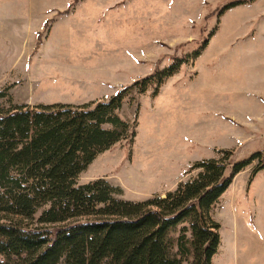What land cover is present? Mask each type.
<instances>
[{
    "label": "rangeland",
    "instance_id": "obj_1",
    "mask_svg": "<svg viewBox=\"0 0 264 264\" xmlns=\"http://www.w3.org/2000/svg\"><path fill=\"white\" fill-rule=\"evenodd\" d=\"M123 1L139 17L93 18L95 6ZM65 2L68 10L54 9ZM77 8L70 20L60 17ZM178 61L179 72L157 89L140 95L134 88ZM115 76L137 80L114 88ZM97 79L109 86H90ZM5 91L6 110L72 104L84 91V102L106 101L126 91L120 116L135 124L136 138L98 156L78 183L104 178L122 189L118 199L132 202L164 197L196 176L194 164L219 159V151H232L234 163L264 153V0H0ZM261 166L254 161L233 177L212 210L221 238L212 264H264Z\"/></svg>",
    "mask_w": 264,
    "mask_h": 264
},
{
    "label": "trees",
    "instance_id": "obj_2",
    "mask_svg": "<svg viewBox=\"0 0 264 264\" xmlns=\"http://www.w3.org/2000/svg\"><path fill=\"white\" fill-rule=\"evenodd\" d=\"M182 64L134 88L157 89ZM3 99L11 101L6 91ZM126 99L0 107V264H212L221 244L212 210L233 177L254 161L264 170V153L234 163L232 151H219L192 166L195 177L142 202L118 199L122 189L104 178L79 184L98 156L136 138L120 116Z\"/></svg>",
    "mask_w": 264,
    "mask_h": 264
},
{
    "label": "crops",
    "instance_id": "obj_3",
    "mask_svg": "<svg viewBox=\"0 0 264 264\" xmlns=\"http://www.w3.org/2000/svg\"><path fill=\"white\" fill-rule=\"evenodd\" d=\"M70 2L69 3L65 2V4H63V6L60 7V8H58V7L55 6L54 9L59 10V11L68 10L71 7V3ZM129 2L128 1L127 2H124V1L123 2H118V3L114 4V5H104V6H100V8L98 6H95V8L99 9L100 12L99 13H96V14H93V18L95 16H97V15L98 16L104 15L102 17L104 19H108V18L113 17V19H117V20L123 19L124 20L126 18L132 17L131 19L134 20L135 17H139V15L135 14L134 12L132 13V10L130 9V7L127 6L128 5L127 3H129ZM87 4L88 3H86V5ZM81 7H83V5ZM77 11H78V8H77V10H71L67 14L61 15L60 17H62V18H68L70 20L71 18L75 17V14H76ZM53 12L54 13H57L58 11H53ZM129 52H130V50H129ZM129 52L126 51L127 59L130 58V60H132L133 62H135L134 61L135 60V57L132 55V53H129ZM60 73H63V72H60ZM121 73H122L121 71H117L116 72L117 75H120ZM66 76H69V75H67V73H66ZM125 77L126 76H115V78L113 80L115 82V85H114L115 87L114 88H116L117 86H121V85L125 84L126 81L130 82V81L134 80V78H135V77H132V78H128V80H126ZM62 78L66 79V80H70L69 78L64 77V76ZM74 79H76L77 82H79V84H82V88H85V85H88L85 82H81L82 79H80L78 76L74 77ZM136 80H134V81H136ZM91 81L93 83L90 82V83H92L90 86H93V85L94 86H97V87H106V86H109V84L107 83V80H104V79H97L96 81H94V80H91ZM66 82H68V81H66ZM70 83H71V81H70ZM66 86H68V85H66ZM85 91H84V93H82L80 95V99H78V101H76V103L75 102H71V103L74 104V105H79L81 103L82 104L89 103V101H97V100L105 99V97H100V98H96V99H92V100H89V101L84 102L83 101L84 98L88 97V96H86L87 93H85Z\"/></svg>",
    "mask_w": 264,
    "mask_h": 264
}]
</instances>
